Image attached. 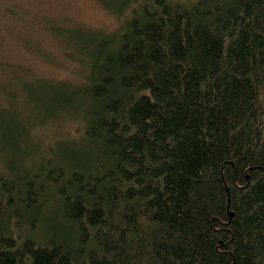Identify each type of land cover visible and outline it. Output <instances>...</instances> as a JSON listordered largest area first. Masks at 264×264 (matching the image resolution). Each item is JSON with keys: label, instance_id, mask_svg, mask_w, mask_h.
Masks as SVG:
<instances>
[{"label": "trees", "instance_id": "trees-1", "mask_svg": "<svg viewBox=\"0 0 264 264\" xmlns=\"http://www.w3.org/2000/svg\"><path fill=\"white\" fill-rule=\"evenodd\" d=\"M104 7L115 32L53 24L78 82L0 57V264H264V0Z\"/></svg>", "mask_w": 264, "mask_h": 264}, {"label": "rangeland", "instance_id": "rangeland-1", "mask_svg": "<svg viewBox=\"0 0 264 264\" xmlns=\"http://www.w3.org/2000/svg\"><path fill=\"white\" fill-rule=\"evenodd\" d=\"M170 1L187 4L198 0ZM122 2L123 0H0V35L4 37L0 36V57L9 60L12 64L26 66L30 75L34 74L48 80H63L67 83L78 82L83 78L85 66L70 45L60 39L59 35L54 36L51 31L53 26L59 24L62 27L72 28V25L77 23L93 30L115 32L121 28L126 18L116 17L105 9L104 4L118 9ZM129 13L130 11L125 14ZM19 32L29 37L31 42L29 51L24 50L22 43L18 42ZM0 75H2L0 79L4 82L11 76L8 72L3 74L0 72ZM18 93L21 97L20 102L29 105L30 109L32 95L30 93L23 95L21 91ZM1 98V105L6 106L7 101L3 94H0ZM26 113L30 117V110H26L25 115ZM61 116L60 123L55 121L45 127L37 124L33 129L27 116L28 119L24 120L27 135L25 134V137L18 141L20 148L29 151V133L33 139L37 138V141L39 139L46 147L61 140H73L78 137L80 131L76 118H72L69 113ZM3 146L4 143L0 142V150ZM38 153L41 158V153ZM27 160H29L27 157L22 160L21 167H26ZM6 169L4 158L0 157V175H5Z\"/></svg>", "mask_w": 264, "mask_h": 264}]
</instances>
